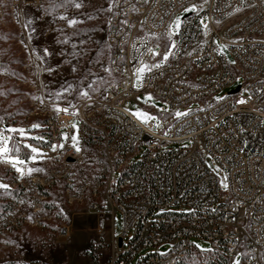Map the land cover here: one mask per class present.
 <instances>
[{
  "label": "built area",
  "instance_id": "2783aa9c",
  "mask_svg": "<svg viewBox=\"0 0 264 264\" xmlns=\"http://www.w3.org/2000/svg\"><path fill=\"white\" fill-rule=\"evenodd\" d=\"M188 6L195 10L171 37L170 23ZM107 43L110 78L81 103L79 117L82 126L90 113L98 114L118 140L110 175L114 251L107 264H180L195 249L193 238L208 241L228 257L241 254L240 264H264V0H113ZM158 43L170 48V56L148 63L161 66L146 70L143 91L171 110L195 106L187 116H170L152 129L126 104L140 92L133 85L136 69ZM219 43L228 47L234 64L221 54ZM235 81L237 92H231L236 86L214 99ZM143 148L140 160L133 162ZM207 156L227 177L225 191ZM177 206L190 210L157 212ZM116 210L123 218L120 247L114 235ZM130 229L134 236L127 244ZM145 248L155 251L135 263Z\"/></svg>",
  "mask_w": 264,
  "mask_h": 264
},
{
  "label": "rangeland",
  "instance_id": "374dc122",
  "mask_svg": "<svg viewBox=\"0 0 264 264\" xmlns=\"http://www.w3.org/2000/svg\"><path fill=\"white\" fill-rule=\"evenodd\" d=\"M112 1L77 0L82 3L81 8L68 4L55 11H46L50 0H3L0 3V37H5L0 38V129H24L23 137L19 133L5 132L14 138L10 146L18 144L20 153L17 155L26 161L25 165L18 166L25 171L42 169L21 176L11 164L0 162V184L8 185L7 189L0 188V264H66L65 249L60 242L68 238V225L80 214H94L98 218L101 231L94 242L101 244L100 263L107 264L114 251L109 220L114 209L110 201V175L118 160L115 150L118 140L98 114L90 113L88 122L82 126L79 121L81 103L99 93L110 78L107 24ZM194 10V6H188L175 14L170 23L171 37L178 34L184 16ZM61 15L77 23L70 27L66 20L59 18ZM177 21L179 27H173ZM223 53L229 63L236 61L227 46ZM151 54L139 67L156 58L164 61L165 55L169 58L170 48L158 43ZM145 72L138 83L135 71L133 85L140 92L126 104L133 113L140 111L155 118L147 123L138 118L143 124L157 129L162 119L177 118L175 112H189L194 108L195 103H191L186 108L171 110L161 98L143 91ZM238 83L235 81L222 88L214 94V99L223 98ZM85 92L87 96L82 95ZM56 93L62 95L57 98ZM149 96L152 99H148ZM55 108H68V112L58 113ZM66 122H69L67 128ZM34 124L40 127L33 128ZM73 124L77 127H71ZM45 135L46 142L33 139ZM73 135L78 137L81 159L80 151L77 155L69 153V147L76 150L71 140ZM52 144L64 147L53 151ZM187 144L188 141L170 143L163 149ZM25 145L38 150L42 147L45 155L32 161L30 148ZM144 149L133 156V162L140 160ZM206 163L219 176L221 184L225 177L222 169L210 156L206 157ZM119 175L118 171L114 172L115 177ZM222 190L226 189L222 187ZM94 203L97 208L92 206ZM189 210V207L177 206L157 212ZM114 216V235L118 237L123 230V218L118 210ZM133 236L134 229H130L127 244ZM193 243L195 249L190 255L201 256L212 249L211 244L201 238H193ZM168 248L166 245L159 251L165 252ZM79 251L76 262L86 264L85 252L81 248ZM154 251V248L143 249L134 262ZM237 259L241 263V254L230 256L228 264H235Z\"/></svg>",
  "mask_w": 264,
  "mask_h": 264
},
{
  "label": "snow or ice",
  "instance_id": "6c2138e0",
  "mask_svg": "<svg viewBox=\"0 0 264 264\" xmlns=\"http://www.w3.org/2000/svg\"><path fill=\"white\" fill-rule=\"evenodd\" d=\"M3 0H0V3H2ZM68 4H71L73 7L79 9L82 7V3L81 2H77V0H60V2H56V0H50V7L49 9H47L46 11H55L56 9H60V8H64L66 7ZM195 7V6H194ZM111 10V9H109ZM187 11V9H186ZM236 11H240L239 8L236 9ZM62 20H66L68 25L74 26L77 23V20L75 19H70L66 16L61 15L59 17ZM173 27H179V21H177ZM205 27H207L205 25ZM0 38H5V37H0ZM226 46L224 45H218V48L221 50V54H223V50ZM149 51H151V49H149ZM168 56L165 55L164 59L167 60ZM231 63H235L234 61H230ZM160 64H155L152 66L149 65H143L142 67H138L136 69L137 72V81L139 83L140 78L142 77L143 73L145 72V70L150 71L152 67H160ZM2 94V93H0ZM57 98H59L62 94L61 93H56L55 94ZM82 95L87 96L88 93H82ZM148 99H152L151 96H149ZM246 101L244 100H240L239 103H245ZM55 111H57L58 113L60 111L63 112H68V108H55ZM189 113L188 112H175L174 115L177 118H180L182 116H187ZM134 116H137V118H140L143 120V122L147 123V121L149 119H155L154 117H150L147 113H143L140 111H137L135 113H133ZM2 119V118H0ZM160 125L158 124L157 127H159ZM33 128H39L40 125L39 124H34L32 125ZM71 127L76 128L77 125L73 124L71 125ZM5 132H10V133H19L20 136H25L26 132L24 129H16V128H8V129H0V162L3 163H8L11 164V166L18 172L20 173L21 176L23 175H31L33 172H37V171H42V169H38V168H27V171H25V169L23 167H19L18 165H25L26 161L24 159H20L19 156L17 155L18 153H20V147L18 146V144H15L13 146H10L9 142L12 141L14 138L10 135H5ZM65 139H67V136L65 135L64 137ZM33 139H42L40 137H34ZM71 140L73 141V147L76 149L77 152L80 151V147H79V140L78 137L76 135H73L71 137ZM25 147L30 148V152H31V160L35 161L37 159V156H40L41 158H43V156L45 155L44 153L39 152L38 148L36 147H32L31 145H25ZM53 151L56 150L57 147L63 148L64 145L60 144V145H52L51 146ZM221 186L225 189L228 188V183H227V177L225 176L222 181H221ZM0 188L2 189H7L8 185L5 184H0ZM235 264H240L239 259H237L235 261Z\"/></svg>",
  "mask_w": 264,
  "mask_h": 264
},
{
  "label": "crops",
  "instance_id": "0c3cea01",
  "mask_svg": "<svg viewBox=\"0 0 264 264\" xmlns=\"http://www.w3.org/2000/svg\"><path fill=\"white\" fill-rule=\"evenodd\" d=\"M98 218H95L94 214H80L72 219V223L68 225V238L61 241L66 255V264H79L76 262L77 254L80 255L79 249L85 252L86 264H91L90 259L87 256V251L90 244L94 240H98L100 237ZM75 247H78L75 251ZM56 260V259H55ZM61 262V260H56Z\"/></svg>",
  "mask_w": 264,
  "mask_h": 264
},
{
  "label": "trees",
  "instance_id": "16d2710c",
  "mask_svg": "<svg viewBox=\"0 0 264 264\" xmlns=\"http://www.w3.org/2000/svg\"><path fill=\"white\" fill-rule=\"evenodd\" d=\"M42 140L45 142L48 140L46 138V135L42 138ZM41 148H39V152L43 153V150ZM22 157L27 158L26 156H22ZM100 245L101 244L92 241L87 251V254L91 258L92 264H101L99 261V252H98ZM228 262H229V257L225 252L210 249L201 256L188 254L180 264H228ZM6 264H14V262H7Z\"/></svg>",
  "mask_w": 264,
  "mask_h": 264
},
{
  "label": "water",
  "instance_id": "95a60500",
  "mask_svg": "<svg viewBox=\"0 0 264 264\" xmlns=\"http://www.w3.org/2000/svg\"><path fill=\"white\" fill-rule=\"evenodd\" d=\"M238 89H239V85H238L234 90H232L231 92H232V93H235V92L238 91ZM121 245H122V237L119 236V237H118V246L120 247Z\"/></svg>",
  "mask_w": 264,
  "mask_h": 264
}]
</instances>
